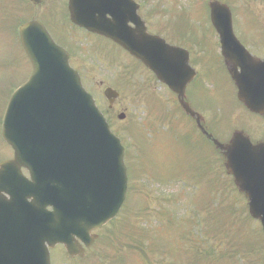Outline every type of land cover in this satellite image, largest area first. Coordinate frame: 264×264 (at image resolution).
Wrapping results in <instances>:
<instances>
[{
    "label": "rangeland",
    "instance_id": "rangeland-1",
    "mask_svg": "<svg viewBox=\"0 0 264 264\" xmlns=\"http://www.w3.org/2000/svg\"><path fill=\"white\" fill-rule=\"evenodd\" d=\"M140 1L143 2L141 14L152 31L190 49L192 64L198 71L190 99L205 116L209 130L223 142H227L238 129L246 130L253 139L263 136L258 133L264 130V120L250 116L237 100L236 87L231 84L220 56L219 39L210 20L207 2ZM175 1L181 8L176 10ZM221 1L231 6L237 22L235 31L243 38V43H247L256 55L263 56L264 0ZM67 4L68 0H44L36 7L30 0H0V161L10 155L8 144L1 135L4 111L13 91L28 79L32 71L17 39L18 27L36 15L55 39L68 47L85 85L121 137L128 155L133 189L120 215L100 231V237L84 256L69 258L64 254L61 263L56 254L54 262L207 264L197 256L209 255L212 247L218 257L212 259V264H264L262 225L249 215L247 199L238 192L233 178L227 175L223 156H215V163L208 157L205 169L200 168L193 160L198 153L204 152L197 151L196 140L190 137L185 124L177 120L182 113L175 95L167 88L157 86L153 75L130 55L72 24ZM179 16L184 17L177 20L181 27L175 21ZM182 26L185 27L182 29ZM255 31L261 32V36L257 37ZM197 85L203 87L204 94ZM109 86L120 92L113 108L109 107L104 95ZM157 104L159 109H156ZM120 113L125 114L124 119L119 118ZM145 121V128H148L143 131ZM172 122L176 131L170 128ZM187 122L195 128L191 120ZM250 123L254 127H249ZM177 132L179 137L172 140L170 146L164 142L167 138H174ZM154 141L157 142L154 150L151 152L153 146L149 150L151 161L146 162L144 157L149 147L146 143L151 145ZM200 143L203 149L210 150L207 142ZM188 152H195V157ZM160 170L175 175L179 172L182 181L163 184L168 181L157 174ZM206 170L208 174H205ZM189 173L200 174L202 183L200 186L189 185L186 192L183 186L185 181H190ZM202 174L205 175L202 177ZM146 195L147 204H144Z\"/></svg>",
    "mask_w": 264,
    "mask_h": 264
},
{
    "label": "water",
    "instance_id": "water-1",
    "mask_svg": "<svg viewBox=\"0 0 264 264\" xmlns=\"http://www.w3.org/2000/svg\"><path fill=\"white\" fill-rule=\"evenodd\" d=\"M209 6L239 98L264 113V60L252 56L236 38L226 4L213 0ZM69 8L72 21L119 43L179 94L188 113L198 115L184 100L186 86L196 74L189 66V53L151 35L134 0H70ZM20 36L33 73L15 91L5 115L3 136L14 147L16 158L0 170V191L11 194L0 229H12L18 222L26 228L23 216L13 213L36 207L38 222L47 218L52 245L64 243L75 254L79 252L76 237L89 246L94 239L91 231L114 218L126 200L124 147L71 67L68 52L46 27L36 20L27 22L20 27ZM106 94L111 102L118 95L111 88ZM215 143L227 157L228 172L250 199L252 215L264 226V142L253 145L236 132L228 144L216 139ZM22 166L29 169L32 181L22 176ZM30 196L36 202L24 201ZM48 204L52 212H45ZM6 206L0 196V208ZM2 254L0 264H19L4 262ZM35 264L50 261L37 258Z\"/></svg>",
    "mask_w": 264,
    "mask_h": 264
},
{
    "label": "flooded vegetation",
    "instance_id": "flooded-vegetation-1",
    "mask_svg": "<svg viewBox=\"0 0 264 264\" xmlns=\"http://www.w3.org/2000/svg\"><path fill=\"white\" fill-rule=\"evenodd\" d=\"M142 8H143V3H141ZM205 127L207 128V125H205ZM259 134H264V130L259 131ZM35 228V225H34ZM30 236L32 238V240L35 242L36 241V231L34 230L30 235H28V242L26 243V238H27V234L25 231H21L20 229H18L16 231V243H17V250L15 251V253L26 256L28 253H30L31 251L36 253V248H34L33 250H30L31 245L29 244V239ZM6 253H10V252H6ZM53 250L51 249V256L53 257Z\"/></svg>",
    "mask_w": 264,
    "mask_h": 264
}]
</instances>
